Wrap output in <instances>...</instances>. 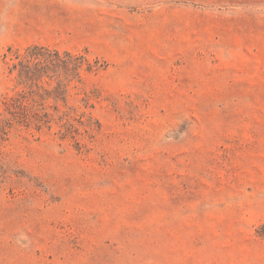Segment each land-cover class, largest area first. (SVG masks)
<instances>
[{"label":"rangeland","instance_id":"374dc122","mask_svg":"<svg viewBox=\"0 0 264 264\" xmlns=\"http://www.w3.org/2000/svg\"><path fill=\"white\" fill-rule=\"evenodd\" d=\"M0 264H264V0H0Z\"/></svg>","mask_w":264,"mask_h":264},{"label":"trees","instance_id":"16d2710c","mask_svg":"<svg viewBox=\"0 0 264 264\" xmlns=\"http://www.w3.org/2000/svg\"><path fill=\"white\" fill-rule=\"evenodd\" d=\"M40 49L34 48L33 51H37ZM57 55V54H55ZM38 57L37 54L30 53L29 59H27L24 63L19 64L18 68V75L19 76H28L33 77L36 74H45L46 72L56 73L57 70L60 68L58 62L56 61H47V62H35L36 58ZM67 59H70V55L66 54ZM30 63H33L31 65ZM63 64L69 65L68 62H63ZM65 71L68 69L65 67Z\"/></svg>","mask_w":264,"mask_h":264}]
</instances>
